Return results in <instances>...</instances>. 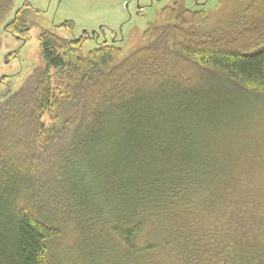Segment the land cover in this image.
Returning a JSON list of instances; mask_svg holds the SVG:
<instances>
[{
  "label": "trees",
  "instance_id": "obj_1",
  "mask_svg": "<svg viewBox=\"0 0 264 264\" xmlns=\"http://www.w3.org/2000/svg\"><path fill=\"white\" fill-rule=\"evenodd\" d=\"M25 13L6 29L28 41ZM207 19L175 2L125 57L41 34L45 71L0 102V264H264L224 131L264 95V0L234 40Z\"/></svg>",
  "mask_w": 264,
  "mask_h": 264
},
{
  "label": "rangeland",
  "instance_id": "obj_2",
  "mask_svg": "<svg viewBox=\"0 0 264 264\" xmlns=\"http://www.w3.org/2000/svg\"><path fill=\"white\" fill-rule=\"evenodd\" d=\"M250 1L0 0V102L32 84L45 71L39 40L45 31L67 40L82 39V55L108 44L122 48L125 57L146 44L144 31L150 24L159 23L162 9L175 2L207 13V21L195 25L199 32L234 40L243 32L242 13ZM19 9L26 10L28 41L6 29ZM66 22L68 25H64ZM186 74L182 79L191 77ZM243 100L246 103L237 114L224 120L236 125L225 126V142L237 148L235 171L243 173L249 204L259 206L264 218V95L248 92Z\"/></svg>",
  "mask_w": 264,
  "mask_h": 264
}]
</instances>
